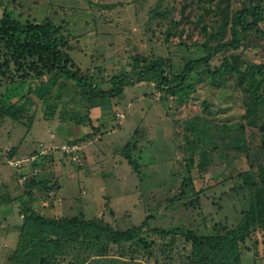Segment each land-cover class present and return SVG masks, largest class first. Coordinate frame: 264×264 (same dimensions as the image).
I'll return each instance as SVG.
<instances>
[{"label": "rangeland", "instance_id": "rangeland-1", "mask_svg": "<svg viewBox=\"0 0 264 264\" xmlns=\"http://www.w3.org/2000/svg\"><path fill=\"white\" fill-rule=\"evenodd\" d=\"M217 1L0 0V16L6 10L21 23L54 24L71 69L92 76L101 90H109L111 78L123 72L133 79L121 95L106 98L92 109L69 81L61 92L53 87L47 102L33 104L18 121L0 120L1 169L9 170V177L17 173L23 182L15 200L0 206L4 225L0 264H9L8 256L16 246L18 231L13 225L21 223L19 210L31 189L25 184L32 182L30 169L35 168L29 157L40 143L44 148L52 146V153L37 162V180L60 186L50 196L43 188L33 189L32 205L42 215L79 214L97 217L112 229L145 224L147 228H181L195 235L214 233V226L235 227L247 197L251 200L260 185L264 83L245 80L238 85L235 74L213 82L201 69L193 85L173 94L155 82L139 80L134 70L135 60L148 63L163 58L168 71L175 74L187 60L203 57L201 44L222 23ZM259 3L264 9V0ZM226 5L232 15L248 4L247 0H224L220 8ZM229 39L227 30L221 41L212 39L208 45L213 48ZM227 59L243 69L264 65V19L246 34L238 49L215 54L211 68ZM11 72L0 75V97L16 101L27 93L28 84ZM52 102L57 108L48 117L45 108ZM87 114L90 121H84ZM69 142L78 146L74 161L60 147ZM243 174H250L254 185L244 186L238 177ZM189 177L191 182L184 188L183 180ZM3 190L2 200L7 196ZM46 196L53 201L43 206ZM254 238L257 245L250 239L241 245L238 264H264V231L257 230ZM108 254L143 264H195L191 245L179 235L146 232L130 242L110 244Z\"/></svg>", "mask_w": 264, "mask_h": 264}, {"label": "trees", "instance_id": "trees-1", "mask_svg": "<svg viewBox=\"0 0 264 264\" xmlns=\"http://www.w3.org/2000/svg\"><path fill=\"white\" fill-rule=\"evenodd\" d=\"M223 1H217L222 23L201 44L206 52L203 57L187 60L182 70L175 74L168 71L169 65L163 58L148 63L135 60L134 70L139 75L138 79L155 82L158 88L173 94L193 85L201 69L210 74L213 82L222 75L235 74L238 85H243L245 80L256 84L264 83V65L238 68L233 64L235 55L230 57L233 61L223 60L218 67L211 68L210 60L215 54L227 49H238L246 34L256 30L264 19V9L259 0H247L248 5L232 15L228 13V5L220 8ZM227 30L230 39L210 48L208 41H221ZM202 31L206 32L205 27ZM64 47V42L58 38V28L50 21L21 23L13 20L6 10L3 11L0 16V75L5 76L14 71L21 83L27 82L28 91L22 93L16 101H11L6 96L0 97V120L18 121L22 113L33 104L42 100L47 102L53 87L57 86V90L61 92L66 89L69 81L74 83L80 96L87 100L89 109L100 106L106 98L121 95L124 88L132 83L130 74L123 72L111 78L112 87L109 90H101L92 76L80 75L78 68L71 69L73 64L64 52ZM55 98L58 99L57 96ZM204 105L206 106L205 103ZM56 108V102L48 103L45 108L47 116H53ZM86 120L90 121L88 114L85 115L84 121ZM239 126L242 128L243 124L239 123ZM74 142L68 144L72 145ZM261 147L264 153V138ZM36 148L38 149L32 155L38 154L39 145ZM51 153L52 151L41 155L39 161L31 163L32 166L37 167V162L40 164ZM11 155L9 152L8 157ZM38 175L39 172L30 175L28 180L32 182L25 184V187L29 186L31 189L26 191L28 200L19 210L21 223L17 226L16 246L8 256L9 264H143L121 256H108V247L110 244L130 242L146 232L160 237H183L191 245L190 257L195 264H238L241 245L248 239L257 245L254 234L257 230L264 231V162L258 166L260 185L254 189L251 200L249 196L247 199L244 197L247 205H244L242 217L235 227L224 229L214 226L215 232L206 235H195L181 228H147L145 224L125 230L112 229L97 217L87 219L79 214L59 218L42 215L30 206L34 199L33 189L43 188L46 195L50 192L53 195L60 188L51 180H37ZM250 176L238 175L244 186L254 185ZM189 182L190 177L184 179L183 187L186 188ZM182 194L184 192L180 195ZM47 199L48 197L45 198Z\"/></svg>", "mask_w": 264, "mask_h": 264}, {"label": "crops", "instance_id": "crops-1", "mask_svg": "<svg viewBox=\"0 0 264 264\" xmlns=\"http://www.w3.org/2000/svg\"><path fill=\"white\" fill-rule=\"evenodd\" d=\"M79 148H81V147H79ZM36 149H38V148H36V146H35V148L33 150H36ZM15 157L16 156H14L12 158H9V159L7 158V160H5V161L7 162L8 160L15 159ZM1 167H2V165H0V191L4 189L7 192V196H5V198L3 200L0 198V206H2V203L5 202V201L6 202H9V201L15 200L14 199L15 198V194L17 193V190L16 189H17V187L20 184H23V182H20V180H18V178H17L18 174L17 173H15V176L9 177V170H7V171L6 170H3V169H1ZM29 175H27V176H29ZM14 177L17 178L18 184L15 182ZM59 188H60V186H59ZM59 191H60V189L58 190V192ZM0 195L2 196L1 193H0ZM20 199L21 198L18 197L16 200H19L20 201ZM52 201H53V199H51L50 201H47V200L44 199V200L41 201V203H42L43 206H46L48 204V202H52ZM30 206L33 207L32 203L30 204ZM34 210L37 212V210L35 208H34ZM0 222H1L0 223V229H3L4 228V225L2 224V221L1 220H0ZM17 226L18 225L15 224V225H13V228L18 231Z\"/></svg>", "mask_w": 264, "mask_h": 264}, {"label": "built area", "instance_id": "built-area-1", "mask_svg": "<svg viewBox=\"0 0 264 264\" xmlns=\"http://www.w3.org/2000/svg\"><path fill=\"white\" fill-rule=\"evenodd\" d=\"M61 147V150H62V152L64 153V154H66V155H68V157H70V159L71 160H75L76 159V153H75V151L78 149V146L76 145V144H72V145H69V144H65V145H62V146H60ZM59 147V148H60ZM39 148H40V150H39V152H38V154H36V155H31V157H29L30 158V162L32 163V162H34V161H37L38 160V158L41 156V155H44V154H46L47 152H50L51 150L50 149H52V146H49V147H46V148H44V146H43V144L42 143H40L39 144ZM21 162L22 163H24L25 162V160H21ZM9 164H10V162H9ZM11 165H16L15 163H11ZM20 165V164H19ZM16 167V166H15ZM21 167H22V165H21ZM18 168V167H17ZM20 169V168H19ZM31 170V173H32V171H33V173H32V175H35L36 173H38L39 172V169L38 168H33V169H30ZM24 177V176H23Z\"/></svg>", "mask_w": 264, "mask_h": 264}]
</instances>
